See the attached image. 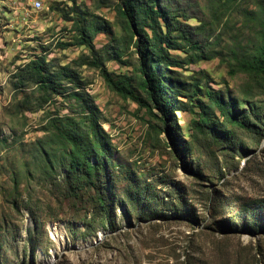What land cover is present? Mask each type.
Here are the masks:
<instances>
[{"label": "rangeland", "instance_id": "374dc122", "mask_svg": "<svg viewBox=\"0 0 264 264\" xmlns=\"http://www.w3.org/2000/svg\"><path fill=\"white\" fill-rule=\"evenodd\" d=\"M4 1L8 8L0 4V28L11 23L9 40L14 45L0 50V264H264V230L255 234L237 222L239 212H245L243 206L264 205V138L256 144L242 133L239 152L223 153L214 146L215 152L206 149L205 141L204 147H196L191 136L192 120L199 112L197 99L207 101L205 89L264 104L258 84L245 73L232 71L233 51L250 50L257 38L255 17L264 0H224L226 8L216 32L220 38L210 58L189 63L187 53L172 51L178 64L172 67V76L185 83L178 96L185 104L178 105L188 110L176 112L177 125L171 124L170 132L185 141L187 155L178 150L186 158L179 156L171 137L146 109L108 86L100 67L92 62L91 49L74 44L77 34L70 19L85 23L98 16L108 21L113 33L92 32L95 49L115 78L136 77L138 56L133 46L123 48L119 58L108 54L107 47H118L123 35L116 0ZM36 1L43 2L39 10ZM196 14L205 18L204 11ZM189 23L199 21L191 18ZM40 56L54 69L74 67L78 82L64 81L59 94L49 95L35 83L21 84L15 73ZM196 84L202 87L198 95L193 94ZM73 91L84 93L96 105L94 112L110 137L113 190L120 195L113 213L117 230L96 223V233L87 235L84 221L91 219L89 205L65 199L64 190L53 183L63 170L60 174L56 158L60 145L51 138L50 124L56 118L83 115L82 104L71 97ZM42 152L54 159V172L48 170ZM190 164L199 165L201 175ZM136 185L147 186L166 201L183 195L184 211L195 212L197 218L176 219L172 209L166 220L140 219L133 205L121 201L123 191ZM207 189L222 202L216 210L204 196ZM52 227L61 230L66 240H56ZM102 231L108 233L95 242Z\"/></svg>", "mask_w": 264, "mask_h": 264}, {"label": "trees", "instance_id": "16d2710c", "mask_svg": "<svg viewBox=\"0 0 264 264\" xmlns=\"http://www.w3.org/2000/svg\"><path fill=\"white\" fill-rule=\"evenodd\" d=\"M225 8L224 0H208L205 4L200 0H116L117 24L123 35L118 47H107L108 54L113 58H119L123 48L133 46L138 56L135 78L127 75L115 78L106 69L102 56L95 49L92 32L113 33L111 23L98 16L85 23L79 19L70 20H74L73 27L77 34L74 44L87 45L91 49L94 55L92 62L100 67L108 86L124 98L132 99L140 108L146 109L157 121L159 129L166 131L171 137L172 146H175L178 152L184 151L187 155L185 141L176 138L177 132L175 135L170 132V125H177L173 118L176 112L188 110L185 105L183 107L178 105L179 102L185 104L178 99L179 90L184 89L181 85L185 83L175 80L172 76V67L178 65L172 51L180 50L187 53L186 60L189 63L210 58L220 38L216 36V32ZM196 11L199 14L204 11L205 18L197 15ZM256 14L259 29L257 38L250 44V50L241 53L233 51L236 62L232 66V71L245 73L258 84L260 90L264 91V4H260ZM191 18L197 19L199 24L191 25L189 23ZM68 45L71 44H66ZM15 77L21 84L35 83L49 95L53 92L59 94L64 81L77 83L80 75L68 64L61 65L58 69L51 68L50 62L40 56L19 68ZM194 86L193 94L198 95L202 87L200 84ZM205 90L204 96L207 97V101L197 99L198 104L195 106L199 112L192 120L191 136L196 147H202V141H205L206 149L212 151L214 146L223 153L239 152L242 133L246 132L256 144L264 138L262 101L246 97L241 99L211 87ZM71 97L82 104L83 115L79 118L67 115L56 118L50 124L54 129L51 138H55L53 140L60 145V154L56 155L61 166L60 174L63 170L60 180L53 183L64 190L61 192L65 199L89 205L92 210L91 219L84 221L87 225V235L96 233V223L105 230L106 228L117 230L113 213L116 211L115 206L120 195L118 191L113 190L115 180L110 169L113 163L110 137L94 112L97 109L96 105L86 99L84 93L80 91H73ZM181 153L179 156L184 158L185 155ZM42 155L45 157L48 170L54 172L56 168L54 159L45 152H42ZM189 167L194 169V173L201 175L199 165L194 168L190 164ZM122 195L123 204L133 205L140 219L166 220L171 218L169 211L172 209L176 219L197 218L195 212L184 211V202L187 201L183 195L174 201H166L149 191L145 185H136L134 189L128 187ZM204 196L210 201V208L216 210L222 206L220 198L212 190L207 189ZM243 208L245 212H239L237 222L239 220L243 227L259 234L264 230V205L262 208L259 206ZM232 218L236 220V217ZM2 246L1 244L0 254Z\"/></svg>", "mask_w": 264, "mask_h": 264}, {"label": "crops", "instance_id": "0c3cea01", "mask_svg": "<svg viewBox=\"0 0 264 264\" xmlns=\"http://www.w3.org/2000/svg\"><path fill=\"white\" fill-rule=\"evenodd\" d=\"M4 3L6 5V1L4 0H0V4L1 3ZM3 4V5H4ZM7 7V5H6ZM8 8V7H7ZM0 25L2 26V24L0 23ZM11 23H4V27L3 28H0V50H2V47H6L7 49L10 48L11 45H14L11 43V41L9 40L10 36H11ZM14 38V41L17 40L16 37H13ZM9 43V44H8ZM11 43V44H10ZM6 44V45H4ZM8 44V45H7ZM6 49V50H7Z\"/></svg>", "mask_w": 264, "mask_h": 264}, {"label": "bare ground", "instance_id": "6f19581e", "mask_svg": "<svg viewBox=\"0 0 264 264\" xmlns=\"http://www.w3.org/2000/svg\"><path fill=\"white\" fill-rule=\"evenodd\" d=\"M52 234H53V237L59 242H63L64 240H66L63 232L59 230L57 227H52Z\"/></svg>", "mask_w": 264, "mask_h": 264}, {"label": "water", "instance_id": "95a60500", "mask_svg": "<svg viewBox=\"0 0 264 264\" xmlns=\"http://www.w3.org/2000/svg\"><path fill=\"white\" fill-rule=\"evenodd\" d=\"M108 232L107 231H102V233H101V235H99V238L97 239V240H95V242H98V241H100L101 240V238H102V236L103 235H105V234H107ZM87 244H91V241H88V243Z\"/></svg>", "mask_w": 264, "mask_h": 264}, {"label": "built area", "instance_id": "2783aa9c", "mask_svg": "<svg viewBox=\"0 0 264 264\" xmlns=\"http://www.w3.org/2000/svg\"><path fill=\"white\" fill-rule=\"evenodd\" d=\"M42 4H43L42 1H36V8L35 9L39 10V6Z\"/></svg>", "mask_w": 264, "mask_h": 264}]
</instances>
